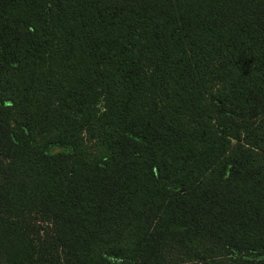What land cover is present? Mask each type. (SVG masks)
Segmentation results:
<instances>
[{
	"label": "trees",
	"instance_id": "trees-1",
	"mask_svg": "<svg viewBox=\"0 0 264 264\" xmlns=\"http://www.w3.org/2000/svg\"><path fill=\"white\" fill-rule=\"evenodd\" d=\"M0 264H264V0H0Z\"/></svg>",
	"mask_w": 264,
	"mask_h": 264
}]
</instances>
